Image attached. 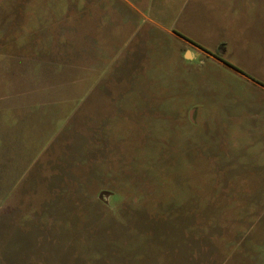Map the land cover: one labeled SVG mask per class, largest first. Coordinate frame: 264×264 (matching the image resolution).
Here are the masks:
<instances>
[{"label": "rangeland", "instance_id": "374dc122", "mask_svg": "<svg viewBox=\"0 0 264 264\" xmlns=\"http://www.w3.org/2000/svg\"><path fill=\"white\" fill-rule=\"evenodd\" d=\"M254 19L0 0V264H264Z\"/></svg>", "mask_w": 264, "mask_h": 264}, {"label": "crops", "instance_id": "0c3cea01", "mask_svg": "<svg viewBox=\"0 0 264 264\" xmlns=\"http://www.w3.org/2000/svg\"><path fill=\"white\" fill-rule=\"evenodd\" d=\"M240 4L241 5L245 4L246 7H251L254 9V13H255L254 22H252L251 24L247 23L246 27L251 28V30L256 33V34L255 33L253 34L255 35V38L259 44L258 45L259 48L255 52V55L261 58L264 56L263 55L264 53V0H240ZM240 9L242 11L245 10L246 12V9L244 7H240ZM177 36L179 37L180 35L178 34ZM261 47L263 48V51H261L260 49Z\"/></svg>", "mask_w": 264, "mask_h": 264}, {"label": "trees", "instance_id": "16d2710c", "mask_svg": "<svg viewBox=\"0 0 264 264\" xmlns=\"http://www.w3.org/2000/svg\"><path fill=\"white\" fill-rule=\"evenodd\" d=\"M180 35V34H179ZM180 36H182V35H180ZM183 38H185L184 36H182ZM186 39V38H185ZM186 40H188V39H186Z\"/></svg>", "mask_w": 264, "mask_h": 264}]
</instances>
